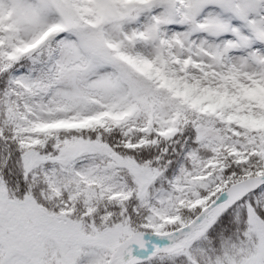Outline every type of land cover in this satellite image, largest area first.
<instances>
[{"label": "snow or ice", "instance_id": "1", "mask_svg": "<svg viewBox=\"0 0 264 264\" xmlns=\"http://www.w3.org/2000/svg\"><path fill=\"white\" fill-rule=\"evenodd\" d=\"M0 264H264V0H0Z\"/></svg>", "mask_w": 264, "mask_h": 264}]
</instances>
